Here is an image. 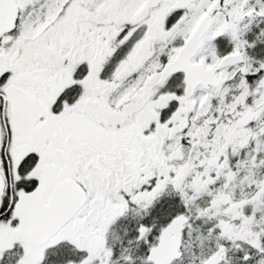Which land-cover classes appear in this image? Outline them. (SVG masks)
I'll use <instances>...</instances> for the list:
<instances>
[{
  "label": "snow or ice",
  "instance_id": "1",
  "mask_svg": "<svg viewBox=\"0 0 264 264\" xmlns=\"http://www.w3.org/2000/svg\"><path fill=\"white\" fill-rule=\"evenodd\" d=\"M0 264H264V0H0Z\"/></svg>",
  "mask_w": 264,
  "mask_h": 264
}]
</instances>
